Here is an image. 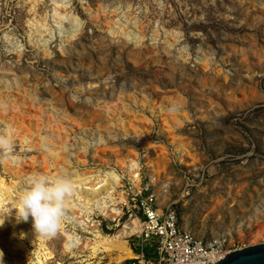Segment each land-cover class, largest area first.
Wrapping results in <instances>:
<instances>
[{
  "label": "rangeland",
  "instance_id": "rangeland-1",
  "mask_svg": "<svg viewBox=\"0 0 264 264\" xmlns=\"http://www.w3.org/2000/svg\"><path fill=\"white\" fill-rule=\"evenodd\" d=\"M33 2L0 0V95L6 90L22 103L32 101L43 124L46 116L55 118L66 138L51 140L63 150L38 142L27 152L0 120V137L10 144V150L0 144V220L7 216L0 226L3 264H131L140 250L136 235L126 237L135 256L119 263L111 261L114 253L93 252L98 238L131 221L125 213L118 216L120 207L118 213L96 207L91 188L103 180L80 176L113 168L128 186L122 161L130 158L138 162L141 196L155 194L158 208L166 196L161 208L172 207L182 228L240 247L264 242V236L252 239L264 225V0H70L80 22L72 38V19L64 18L60 30L49 15L51 1L38 2L32 13ZM45 16V26H35ZM113 106L114 113L123 111L122 119L151 125L148 144L131 132L124 135L116 115V124L106 119ZM15 158L28 162L17 173L10 169ZM194 160L205 161L192 170ZM30 172L49 182L70 181L65 202L90 199L91 212L66 209L88 227L61 221L80 236L78 246L66 249L60 230L47 238L34 232L31 218L17 220Z\"/></svg>",
  "mask_w": 264,
  "mask_h": 264
},
{
  "label": "bare ground",
  "instance_id": "bare-ground-1",
  "mask_svg": "<svg viewBox=\"0 0 264 264\" xmlns=\"http://www.w3.org/2000/svg\"><path fill=\"white\" fill-rule=\"evenodd\" d=\"M41 1L42 0H34V2L30 5L29 11H31L32 13L36 12L37 3L41 2ZM50 1L52 4V8H51L52 14H49V15H51L53 22L56 25H58V28L60 30H61L64 18L68 17L74 21V23H75L74 28L71 30V32L69 33V35L67 37V38H72L75 35L76 30L79 29V23L80 22H78V18L75 17L71 12L70 0H50ZM36 23H38L39 25L45 26L46 16L41 19V22L35 21V26L37 25ZM42 33H44V32H42ZM135 39L138 40V38H135ZM138 41H137V43H138ZM138 45H139V43H138ZM18 49H19V47H18ZM200 51H201V49H200ZM46 53H47V51H46ZM204 58H205V56H204ZM206 65H207V63H206ZM0 100H1L0 105L3 106V109L0 111V118H1L0 120L5 121V123L7 124V126L5 124V126H6L5 128L10 130L9 131L10 133L11 132L13 134L17 133L20 136V139H21L20 145L22 147V150L29 152L32 150L31 148L37 147V145L40 143H41V145H43L47 148L48 147H55L57 149H62L61 146L60 147L54 146V144H53L54 142L56 144L61 142L62 139H64V137L66 136L63 133L64 127L61 125V123H57L55 121V118L46 116V122L43 124V120L41 119L42 118L41 111L39 109L32 110V108H31V102L32 101L31 102L30 101H27V102L24 101L25 103H22L21 101H18L15 96H12L6 90L4 91L3 95H0ZM30 100H31V98H30ZM254 103H255V100L253 99V100L245 102V103L233 105V106H230V108L224 110L222 113L224 114V113H228V112L237 111V110L242 109L246 106H250ZM21 104L23 106L26 105L25 108L24 107L21 108V106H20ZM108 108H109V106H108ZM112 108H113V110L112 109L107 110L108 114H107L106 119L110 120V122H112L113 117L116 115L115 120L120 123V126L123 129L122 133L124 135H127L129 132H131L135 136V139L137 142H139L140 144H144V143L148 144V142L146 141V137L149 135V126H151V125H149L147 122L145 123V122H141V121L138 122L137 121V124H136V121H133V120L131 121V119H122L121 114L123 113V111H122V113L117 112V114H116V113H114V111L116 110V106L115 107L113 106ZM127 116H129V115H127ZM172 120H174V119H172ZM136 125L139 126V128H136ZM170 129H167V132L172 134L173 130H170ZM41 132H44V135H42ZM4 138L5 137H0V144H4L6 146V148H8V150H10L9 141H7ZM52 139H55V141L53 143L51 141ZM102 141H103V139H102ZM38 142H40V143H38ZM97 142H99V141L97 140ZM63 143H65V142H63ZM61 144H59V145H61ZM180 151L182 153H184L185 148L181 147ZM7 152H9V151H7ZM59 152H61V151H59ZM62 152L64 153V151H62ZM59 154L62 155L61 153H59ZM32 160H34V157L30 155L29 156V161H30L29 164L31 163ZM45 160L46 159L44 158L43 159L44 164H45ZM5 161H6V158H5ZM203 161H205V160H202L201 162H199V161L196 162L194 160V162L190 165L191 166L190 169L194 170L197 168H201L203 166ZM8 162H9V160H8ZM12 163L13 164L11 165L10 169L11 170L13 169L14 173H17L18 170H21L22 164L28 163V162H24L22 159L15 158L14 162H12ZM137 163L138 162H136V159L134 160L133 158L128 159L127 163H124L122 161V164L124 166H126V168L128 169L127 172H128L129 177H130L131 183L136 188L138 187L137 185L140 181ZM49 173H48V170L45 168L44 174L48 175ZM32 174H35V173H31V174H29V176ZM91 175L99 178L100 180H103L102 183H100L96 186H93L91 188V191H92L91 193L94 194V196H92L93 197L92 201L94 202L95 206L98 207L103 213L108 211V210H111L114 213H118L119 212L118 204L125 200L124 192L120 191V193H118V191H119L118 187H120L121 175L115 169L111 168V169H106V170L98 169V170H94V171L82 172L80 176H81V178H86V177H90ZM153 176H155V175H153ZM154 179H156V177ZM167 186H168L167 184H164L165 188ZM157 194H158V192H157ZM165 198H166V196L164 197V200H162V202L159 204V208H158L159 212L162 210V208H161L162 205L164 206ZM89 200L90 199H87L85 202H83V201L81 202L80 200L75 201L73 199L66 201L65 202V215H64L65 217L64 218L65 219H68V218L73 219L76 223L81 224L84 227H88V224L86 222H84L83 219H79L73 210L69 211L70 212V216H69L66 213L67 212L66 209L70 210V209H74V208H80V209L82 208L83 210H85L87 212H89V211L91 212V210L89 209L90 205H91L90 204L91 201L89 202ZM259 227H258L259 230L256 231L255 233H253V235H252V239L255 242L262 240L263 236H264V225H260ZM139 231H140V224L137 222L136 219H134L129 224H127V223L124 224L121 231H118L117 233H115L111 236L106 235V236H103L102 238H98L97 242L94 243V245L91 247L93 248V252L95 254L101 253L102 251H109V253L112 255L114 253L115 256H113L111 258V261L119 263L125 258H131V257L135 256L131 247L128 244L126 237L130 236L136 232H139ZM60 232L63 233L66 237V239L64 241V247L66 249L69 247L78 246L80 243H82L80 236H78L74 232H69L67 229H65L64 225H62V222H61ZM237 233H238L239 239H242L244 237V235L241 234L240 231H238ZM27 237L30 238V236H27ZM47 238H49V237H47ZM229 239H230V237H229ZM16 246H22V243H17ZM14 254L17 257L19 256V253L14 252Z\"/></svg>",
  "mask_w": 264,
  "mask_h": 264
},
{
  "label": "built area",
  "instance_id": "built-area-1",
  "mask_svg": "<svg viewBox=\"0 0 264 264\" xmlns=\"http://www.w3.org/2000/svg\"><path fill=\"white\" fill-rule=\"evenodd\" d=\"M140 183V182H139ZM125 200L118 204L130 221L136 219L140 231L136 235L140 250L131 264H215L232 250L225 237L204 240L179 225L176 211L167 206L159 212L156 195L141 196L142 188L120 184ZM119 208V209H120ZM151 247V255L144 248Z\"/></svg>",
  "mask_w": 264,
  "mask_h": 264
},
{
  "label": "clouds",
  "instance_id": "clouds-1",
  "mask_svg": "<svg viewBox=\"0 0 264 264\" xmlns=\"http://www.w3.org/2000/svg\"><path fill=\"white\" fill-rule=\"evenodd\" d=\"M71 191L72 185L67 179L58 178L55 182H49L45 176L32 174L27 177V187L19 196L15 216L23 222L31 218L35 233L55 237L65 215V197ZM6 218L0 220V226H3ZM2 256L0 252V264H3Z\"/></svg>",
  "mask_w": 264,
  "mask_h": 264
},
{
  "label": "water",
  "instance_id": "water-1",
  "mask_svg": "<svg viewBox=\"0 0 264 264\" xmlns=\"http://www.w3.org/2000/svg\"><path fill=\"white\" fill-rule=\"evenodd\" d=\"M215 264H264V242L232 250Z\"/></svg>",
  "mask_w": 264,
  "mask_h": 264
},
{
  "label": "trees",
  "instance_id": "trees-1",
  "mask_svg": "<svg viewBox=\"0 0 264 264\" xmlns=\"http://www.w3.org/2000/svg\"><path fill=\"white\" fill-rule=\"evenodd\" d=\"M144 251H145L146 255H150V253H151V251L149 250L148 247H145L144 248Z\"/></svg>",
  "mask_w": 264,
  "mask_h": 264
}]
</instances>
